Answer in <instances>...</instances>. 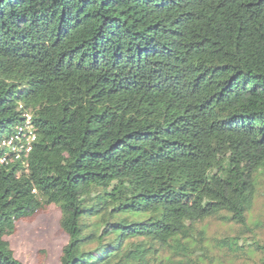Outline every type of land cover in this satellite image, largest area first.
<instances>
[{"label":"trees","instance_id":"obj_1","mask_svg":"<svg viewBox=\"0 0 264 264\" xmlns=\"http://www.w3.org/2000/svg\"><path fill=\"white\" fill-rule=\"evenodd\" d=\"M26 113L0 264H27L7 237L52 205L61 264H202L210 219L264 264V0H0V139Z\"/></svg>","mask_w":264,"mask_h":264},{"label":"rangeland","instance_id":"obj_2","mask_svg":"<svg viewBox=\"0 0 264 264\" xmlns=\"http://www.w3.org/2000/svg\"><path fill=\"white\" fill-rule=\"evenodd\" d=\"M60 217V209L52 205L38 211L31 218L20 220L17 223L16 232L7 237L16 256L27 264H61L63 246L67 243L68 237L60 228ZM250 219L264 220V176ZM199 228L205 230V237H207L205 241L212 257H202V264H255L257 262L258 256L253 255L248 258L240 249L235 251L229 249L228 238L236 236L238 232L242 234V230H245L242 226L210 219L200 224ZM253 229L262 235L260 229ZM243 234L246 237L253 236V233L248 230L243 231ZM224 239H226L225 244Z\"/></svg>","mask_w":264,"mask_h":264},{"label":"built area","instance_id":"obj_3","mask_svg":"<svg viewBox=\"0 0 264 264\" xmlns=\"http://www.w3.org/2000/svg\"><path fill=\"white\" fill-rule=\"evenodd\" d=\"M25 121L15 126L12 131L0 139V167L7 163L10 154L20 156L32 150V144L36 140V132L29 113L25 114Z\"/></svg>","mask_w":264,"mask_h":264}]
</instances>
